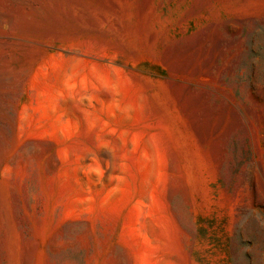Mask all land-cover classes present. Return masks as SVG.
Segmentation results:
<instances>
[{"label":"rangeland","instance_id":"1","mask_svg":"<svg viewBox=\"0 0 264 264\" xmlns=\"http://www.w3.org/2000/svg\"><path fill=\"white\" fill-rule=\"evenodd\" d=\"M0 264H264V0H0Z\"/></svg>","mask_w":264,"mask_h":264}]
</instances>
